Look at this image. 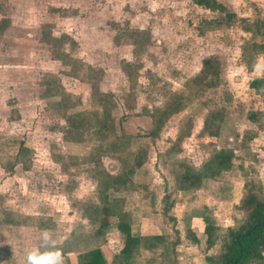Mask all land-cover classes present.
<instances>
[{
	"label": "rangeland",
	"instance_id": "374dc122",
	"mask_svg": "<svg viewBox=\"0 0 264 264\" xmlns=\"http://www.w3.org/2000/svg\"><path fill=\"white\" fill-rule=\"evenodd\" d=\"M214 1L0 0V264H26L45 230L63 264L224 251L242 197L264 201V99L249 86L264 77V0Z\"/></svg>",
	"mask_w": 264,
	"mask_h": 264
},
{
	"label": "trees",
	"instance_id": "16d2710c",
	"mask_svg": "<svg viewBox=\"0 0 264 264\" xmlns=\"http://www.w3.org/2000/svg\"><path fill=\"white\" fill-rule=\"evenodd\" d=\"M212 9L218 8L214 0H198ZM233 13L228 14L231 17ZM248 29V28H245ZM249 86L264 99V77H257L250 81ZM254 114L250 118H252ZM72 125L76 126L75 122ZM232 152L228 149H220L215 155L216 163L220 166L231 161ZM200 177L195 172H185L181 177L183 186L192 188L198 185ZM240 207L244 213L243 222L230 232L229 242L224 251L216 257L212 264H264V201L253 192H247L240 201ZM100 229L106 228L109 224V209L102 208ZM118 229L124 235L123 251L131 250L137 238L133 234L128 223L120 222ZM216 226L206 223L204 233L207 244H211L216 236ZM85 260L80 264H105L100 250L95 249L85 254Z\"/></svg>",
	"mask_w": 264,
	"mask_h": 264
},
{
	"label": "clouds",
	"instance_id": "9594fccd",
	"mask_svg": "<svg viewBox=\"0 0 264 264\" xmlns=\"http://www.w3.org/2000/svg\"><path fill=\"white\" fill-rule=\"evenodd\" d=\"M26 264H63L62 251L55 246L48 231L41 233V244L27 252Z\"/></svg>",
	"mask_w": 264,
	"mask_h": 264
},
{
	"label": "crops",
	"instance_id": "0c3cea01",
	"mask_svg": "<svg viewBox=\"0 0 264 264\" xmlns=\"http://www.w3.org/2000/svg\"><path fill=\"white\" fill-rule=\"evenodd\" d=\"M67 256V255H66ZM68 257V256H67ZM67 259V258H66ZM69 259H71L72 260V256H69ZM71 264H72V262H71Z\"/></svg>",
	"mask_w": 264,
	"mask_h": 264
}]
</instances>
